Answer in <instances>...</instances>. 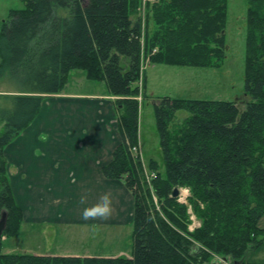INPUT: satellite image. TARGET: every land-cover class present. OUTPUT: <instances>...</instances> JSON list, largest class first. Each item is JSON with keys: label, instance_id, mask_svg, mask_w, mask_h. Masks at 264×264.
<instances>
[{"label": "trees", "instance_id": "1", "mask_svg": "<svg viewBox=\"0 0 264 264\" xmlns=\"http://www.w3.org/2000/svg\"><path fill=\"white\" fill-rule=\"evenodd\" d=\"M22 1L25 7L10 12L0 33V83L9 80L22 93L1 117L4 237L18 236L24 222L4 150L33 124L46 98L62 94L70 73L80 70L105 82L116 98L122 142L103 175L123 182L134 198V244L131 257L106 258L5 254L1 241L0 264H210L216 256L245 264L264 234V0H247L244 82L250 101L241 107L162 98L154 108L165 173L151 161L149 180L133 154L140 143L143 61L219 68L226 58L228 0ZM143 4L145 21L134 19ZM179 111L189 117L174 135ZM176 188L190 190L189 205L202 221L193 233L189 206L173 197Z\"/></svg>", "mask_w": 264, "mask_h": 264}, {"label": "rangeland", "instance_id": "2", "mask_svg": "<svg viewBox=\"0 0 264 264\" xmlns=\"http://www.w3.org/2000/svg\"><path fill=\"white\" fill-rule=\"evenodd\" d=\"M24 7L25 4L22 0H0V33L2 25L9 19L10 12ZM144 11L143 4L140 10L141 14L135 16L134 19L142 16V20L145 21ZM246 11L247 0H228V20L225 31L226 58L217 69L147 64V59L143 58L144 66H142L141 72L144 71V77L142 78L141 73L140 88L146 97L141 95L138 98L140 102L141 150L139 153L147 171H150L149 165L151 161H154L158 164V171L165 173L164 154L154 108L162 98L170 97L186 101H228L236 102L241 107H243L244 101H246L245 104L250 101L245 95L244 82ZM153 28L155 25L150 22V29ZM156 51L154 50V53ZM19 91L18 87L9 80L0 83V135L4 128V122L1 120L2 112L13 106L16 96L22 95ZM65 91L78 94L97 92L100 97H108L113 100L117 115L116 98L111 95L107 84L89 80L83 71L76 70L70 73ZM50 98V96L46 98L45 104ZM188 117L189 113L186 111L177 113L174 124L171 126L174 135H176L178 127ZM133 154L137 157L138 152L134 151ZM180 191L179 202L189 206V232L193 233L202 227V221L193 214L189 205L190 190L181 188ZM114 197L116 198L115 192ZM122 199L123 197L120 201ZM83 209L84 207L70 204L57 208L47 206L46 211H50V213L46 212L48 217L39 223H23L19 235L14 238L3 237V253L64 257H131L134 227L133 219L129 216L130 212H122L123 221L121 223L108 216L107 218L101 217L104 221H100L98 224L89 220L90 218L95 220V217L84 220ZM78 218L82 220L78 221ZM259 226L264 229V217ZM258 241L261 242L260 245L256 244L258 247L251 248L242 259L245 260V264H264V234L258 238ZM213 262L226 264L219 256L214 257L210 264H216Z\"/></svg>", "mask_w": 264, "mask_h": 264}, {"label": "crops", "instance_id": "3", "mask_svg": "<svg viewBox=\"0 0 264 264\" xmlns=\"http://www.w3.org/2000/svg\"><path fill=\"white\" fill-rule=\"evenodd\" d=\"M97 94L64 90L51 95L33 124L6 147L4 155L23 223H39L48 217L47 206H90L105 192L113 197L109 217L121 223L124 211L133 219L130 191L123 182L103 175L122 138L113 100ZM89 220L104 221L99 216Z\"/></svg>", "mask_w": 264, "mask_h": 264}, {"label": "clouds", "instance_id": "4", "mask_svg": "<svg viewBox=\"0 0 264 264\" xmlns=\"http://www.w3.org/2000/svg\"><path fill=\"white\" fill-rule=\"evenodd\" d=\"M84 199V197H81V202H83ZM112 201V194L105 192L96 203L84 207L82 212L83 219L87 220L90 217L96 216L107 218L112 211Z\"/></svg>", "mask_w": 264, "mask_h": 264}, {"label": "water", "instance_id": "5", "mask_svg": "<svg viewBox=\"0 0 264 264\" xmlns=\"http://www.w3.org/2000/svg\"><path fill=\"white\" fill-rule=\"evenodd\" d=\"M179 195H180V189L176 188L173 192V197L177 198ZM6 228H7V213L3 212L0 219V242L3 239Z\"/></svg>", "mask_w": 264, "mask_h": 264}, {"label": "bare ground", "instance_id": "6", "mask_svg": "<svg viewBox=\"0 0 264 264\" xmlns=\"http://www.w3.org/2000/svg\"><path fill=\"white\" fill-rule=\"evenodd\" d=\"M144 27H145V25H143V31H144ZM143 41V40H142ZM144 58V57H143ZM143 66H144V64H143ZM133 151H137V149H134ZM149 176L150 175H147V179L149 180Z\"/></svg>", "mask_w": 264, "mask_h": 264}]
</instances>
